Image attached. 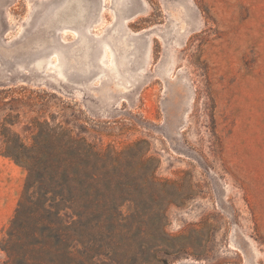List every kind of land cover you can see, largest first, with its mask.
<instances>
[{"label": "rangeland", "instance_id": "374dc122", "mask_svg": "<svg viewBox=\"0 0 264 264\" xmlns=\"http://www.w3.org/2000/svg\"><path fill=\"white\" fill-rule=\"evenodd\" d=\"M103 1L0 0V264L27 176L4 152L53 133L103 158L87 263L264 264V0Z\"/></svg>", "mask_w": 264, "mask_h": 264}, {"label": "trees", "instance_id": "16d2710c", "mask_svg": "<svg viewBox=\"0 0 264 264\" xmlns=\"http://www.w3.org/2000/svg\"><path fill=\"white\" fill-rule=\"evenodd\" d=\"M47 140L45 146L16 143L4 152L27 171L5 240L6 264H92L78 246L99 227L97 171L103 158L89 144L79 149L65 142L62 133ZM148 250L120 245L116 264H144Z\"/></svg>", "mask_w": 264, "mask_h": 264}, {"label": "bare ground", "instance_id": "6f19581e", "mask_svg": "<svg viewBox=\"0 0 264 264\" xmlns=\"http://www.w3.org/2000/svg\"><path fill=\"white\" fill-rule=\"evenodd\" d=\"M103 1V0H102ZM54 2V1H53ZM52 1H51V3H53ZM104 2H106V1H103L102 3H104ZM111 2V1H110ZM48 3V2H47ZM99 4V3H98ZM120 3H118V5H119ZM47 5V4H46ZM56 5V4H55ZM101 5V4H100ZM104 5H105V7L107 6V3L105 4L104 3ZM111 5V4H110ZM97 7H98V5H97ZM107 8H109V7H107ZM36 9V8H35ZM46 9H48V8H45V11H47ZM99 9V8H98ZM106 9V8H105ZM137 9V8H136ZM103 9H101V11H102ZM41 11V10H40ZM44 11V12H45ZM99 11V10H98ZM145 11V10H144ZM135 12V11H134ZM38 13H40V12H38ZM38 13H37V15H38ZM46 13H48V12H46ZM50 13H52L51 11H50ZM49 13V14H50ZM33 15V14H32ZM43 15V14H42ZM42 15H40V16H42ZM45 16V15H44ZM43 16V17H44ZM128 18L129 17H122L121 16V20H120V28H124V24H125V22L128 20ZM179 18V17H178ZM31 19H33V18H31ZM39 20V19H38ZM96 20V19H95ZM40 21V20H39ZM30 22V21H29ZM28 22V23H29ZM35 22H38V21H35ZM95 22V21H94ZM89 24H88V26L87 27H85V31L84 32H86V31H90V28L91 27H93V19L92 20H90V22H88ZM86 26V25H85ZM121 29V30H122ZM63 30H66L65 31V33H67L68 31H70L71 33H73L74 35H81V33L83 32V30L80 32V31H77L76 29H72L71 27H65ZM95 30V29H94ZM26 31V30H25ZM61 33V32H60ZM22 35H23V33H22ZM61 36V35H60ZM67 36V35H66ZM20 39V38H19ZM59 39V38H58ZM126 41V40H125ZM143 41H145V39L143 40ZM22 42V41H21ZM24 42V41H23ZM113 40H108V39H105V38H99V39H97L96 41H95V46H94V51L96 52V55H95V62H98V63H103V60H104V62H105V59H104V57H105V53H107V52H109V54L108 55H110V56H108L109 57V60L111 61V64H112V62H113V64H114V62L116 61V56H115V53H114V51H113ZM138 42V41H137ZM136 42V43H137ZM146 42V41H145ZM60 43V42H59ZM58 43V44H59ZM121 43V42H120ZM138 44H140V43H138ZM141 44H142V42H141ZM147 44H148V41H147ZM137 45V44H136ZM142 45H144V43L142 44ZM62 46V45H61ZM61 46H55V47H53L54 49L50 52L49 50H48V52H49V54L51 53V56L54 58H52L53 60H55V59H57V60H60L61 61V65H63L64 67H65V69L67 70H71V68H74V61H75V59L73 60V56L71 55V52L69 51V50H64V48L63 47H61ZM128 46V45H127ZM139 46H141V45H139ZM139 46H137V48H139ZM146 46V45H145ZM135 48H136V46H134ZM145 48H147V47H145ZM48 49V48H47ZM141 49H142V47H141ZM44 50V49H43ZM43 50H41L42 52H43ZM138 50V49H137ZM143 50V49H142ZM146 50V49H145ZM46 51V50H45ZM93 51V52H94ZM144 51V50H143ZM18 52H20V51H18ZM145 52V51H144ZM21 53V52H20ZM138 53H139V51H138ZM142 53V52H141ZM147 52H145V54H146ZM23 54V53H22ZM39 54H40V52H39ZM38 54V55H39ZM42 54V53H41ZM45 54V53H44ZM112 54V55H111ZM144 54V53H143ZM142 54V55H143ZM144 54V55H145ZM25 55V54H24ZM124 55V54H123ZM133 55V54H132ZM125 56V55H124ZM34 57V56H33ZM40 58V57H39ZM46 58V57H45ZM92 58V57H91ZM13 59V58H12ZM48 59H49V56H48ZM108 59V58H107ZM133 59V58H132ZM23 60V59H22ZM40 60L41 59H38V60H35L34 59V61H36V62H40ZM44 60V59H43ZM49 61V60H48ZM143 61H144V59H143ZM44 62V61H43ZM53 62V61H52ZM55 63H56V60L54 61ZM94 62V61H93ZM117 62V61H116ZM115 62V63H116ZM58 63V62H57ZM60 63V62H59ZM144 63V62H143ZM93 64V63H92ZM107 64V63H106ZM123 65H124V63H122ZM60 65V66H61ZM80 65H81V63H80ZM83 65V64H82ZM94 65V64H93ZM104 65V64H103ZM122 65V66H123ZM52 66V65H51ZM54 66V65H53ZM59 66V65H58ZM63 66H62V68H63ZM86 66V65H85ZM92 66V65H91ZM95 66H97V65H95ZM115 66V65H114ZM143 66V65H142ZM113 68V67H112ZM142 68V67H141ZM27 69V68H26ZM61 69V68H60ZM84 69H86V68H84ZM87 69H90V68H87ZM87 69H86V71H87ZM96 69V68H95ZM97 69H98V67H97ZM101 69V68H100ZM114 70H115V68H113ZM120 69V68H119ZM67 70V71H68ZM92 70V69H91ZM90 70V71H91ZM85 71V70H84ZM85 71V72H86ZM102 69L100 70V74L102 73ZM121 71V70H120ZM129 71V70H128ZM64 72V71H63ZM84 72V73H85ZM87 72H89V71H87ZM86 72V73H87ZM92 72V71H91ZM82 71H81V75H82ZM90 73V72H89ZM94 73V72H93ZM121 73V72H120ZM95 74V73H94ZM90 76H88V77H90L91 78V74H89ZM134 75V74H133ZM78 76H80L79 74H77V77ZM80 79V78H79ZM85 79V78H84ZM71 80V79H70ZM75 84V83H74Z\"/></svg>", "mask_w": 264, "mask_h": 264}]
</instances>
